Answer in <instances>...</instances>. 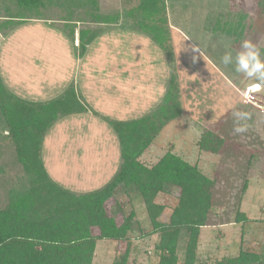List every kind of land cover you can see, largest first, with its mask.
Returning <instances> with one entry per match:
<instances>
[{"label":"trees","instance_id":"trees-1","mask_svg":"<svg viewBox=\"0 0 264 264\" xmlns=\"http://www.w3.org/2000/svg\"><path fill=\"white\" fill-rule=\"evenodd\" d=\"M123 2L119 11L105 13L101 0L4 1L24 14L30 13L28 20L34 19L33 11L51 6L59 8L69 22L79 20L84 28L105 25V32L111 26H129L148 36L162 50L171 74L162 102L151 113L136 121H108L119 139V168L103 188L85 194L66 190L53 181L41 156L44 137L56 121L88 112L74 87L54 100L32 103L12 95L0 79V143L11 140L20 167L8 188L7 203L0 209V264H93L99 240L127 243L123 255L110 264H129L136 214L131 209L127 216L123 215L121 201L126 197L131 205L134 194L143 198L150 221L151 229L144 238L156 237V264H179L182 243L183 264H202L197 256L198 242L212 210L216 179L173 150L150 166L141 161L164 128L184 114L174 71L166 1L138 0L135 6L127 0ZM14 25L6 31L1 29L2 35ZM230 25L220 18L215 27L229 35L236 29ZM237 30L242 34L244 26ZM99 35L80 31L82 40L84 36L90 38L88 42ZM69 36L72 40L75 32ZM198 145L201 151L218 155L227 143L215 132L204 130ZM6 169L5 164L0 165V173L7 174ZM160 193L175 194L178 198L168 221L161 220L165 207L154 202ZM111 200L112 205L107 207ZM238 216L237 223L247 219L242 213ZM214 264H264V251L257 254L241 250L237 257Z\"/></svg>","mask_w":264,"mask_h":264},{"label":"rangeland","instance_id":"rangeland-1","mask_svg":"<svg viewBox=\"0 0 264 264\" xmlns=\"http://www.w3.org/2000/svg\"><path fill=\"white\" fill-rule=\"evenodd\" d=\"M123 1L101 0L102 12L119 11ZM127 1L132 3L130 6L138 3V0ZM165 1L174 71L178 77L184 114L164 128L141 161L150 166L173 150L174 154L197 164L207 176L216 179L212 210L207 225L200 230L199 262L214 264L219 260L232 259L241 250L261 254L264 251V81L249 79L245 73L236 70L235 62L226 66L221 58L226 52L235 57L243 51L242 42L247 40L258 47L264 59V0ZM32 14L48 19L66 16L59 8L51 6L35 10ZM220 18L223 23L229 21L230 26L236 29L228 35L216 28ZM241 25L244 30L239 34L237 29ZM105 28V25L99 28L92 26L90 31L101 34ZM127 28L132 30L129 26ZM112 29L114 26L109 27ZM194 46L200 53L193 51ZM158 51L164 55L160 48ZM166 68L170 79L168 62ZM254 87L259 91H253ZM234 111L251 114V118L243 122L247 131L242 134L233 131ZM56 129L50 128L48 140L59 150L61 144L59 146L57 139H52L56 136ZM204 130H211L225 139L227 145L221 154L200 150L198 141ZM3 141L0 143V165L7 166V174L0 173V209L5 207L8 188L20 169L11 140ZM154 202L165 207L161 220L168 221L178 198L175 194L160 193ZM112 203L111 200L107 207ZM129 204L123 197V215L127 216L131 209L136 214L135 229L131 233L134 249L129 264H156L158 259L153 253L156 237L149 239L143 236L151 229L143 198L134 194ZM239 213L247 218L242 223L236 222ZM118 221L121 223L123 216ZM126 245L125 242L99 240L93 264H110L123 255ZM180 246L179 264H183L184 244Z\"/></svg>","mask_w":264,"mask_h":264},{"label":"crops","instance_id":"crops-1","mask_svg":"<svg viewBox=\"0 0 264 264\" xmlns=\"http://www.w3.org/2000/svg\"><path fill=\"white\" fill-rule=\"evenodd\" d=\"M4 1L0 0V79L5 88L21 100L41 103L73 86L88 107V112L53 124L59 130L52 139L61 149L48 140V130L41 151L45 169L53 181L74 193L103 188L116 174L121 153L108 121L142 119L162 102L169 81L164 55L148 36L127 27L114 26L88 42L80 31L91 27L84 28L77 19L28 20L23 10Z\"/></svg>","mask_w":264,"mask_h":264},{"label":"clouds","instance_id":"clouds-1","mask_svg":"<svg viewBox=\"0 0 264 264\" xmlns=\"http://www.w3.org/2000/svg\"><path fill=\"white\" fill-rule=\"evenodd\" d=\"M243 51L238 53L235 57L231 53L226 52L221 58V62L224 65H229L235 62L236 70L245 73L249 79L264 81V59L261 58V52L258 47L251 41L242 42ZM194 52H199L197 46L193 48ZM195 59V57H194ZM253 91H259L258 87H254ZM234 133L242 134L247 131V125L244 121L251 118V114L248 112L234 111Z\"/></svg>","mask_w":264,"mask_h":264}]
</instances>
